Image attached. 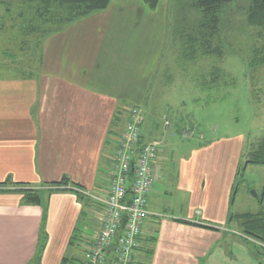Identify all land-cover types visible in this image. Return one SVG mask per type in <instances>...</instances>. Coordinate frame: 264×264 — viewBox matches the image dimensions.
Instances as JSON below:
<instances>
[{
    "label": "crops",
    "instance_id": "0c3cea01",
    "mask_svg": "<svg viewBox=\"0 0 264 264\" xmlns=\"http://www.w3.org/2000/svg\"><path fill=\"white\" fill-rule=\"evenodd\" d=\"M118 3L119 7L137 6L139 10L148 7L144 0L137 4L112 0L106 10L49 36L36 70L22 71L20 75L0 74V264H60L70 233L95 230L100 208L94 203L86 204L88 195L84 191L97 193L107 188L116 113L128 107L126 100H133V95L139 99L148 94L149 76L134 88L132 81L119 80L111 71L115 50L110 46L116 44L114 33L119 24L112 14ZM4 35L0 22V40ZM151 122L145 124L147 128L143 124L144 140L158 139L163 143L156 181L148 197L151 214L144 226V237H157L151 262L201 264L203 257H208L210 264L214 256L219 257L217 248L213 256V244L222 232L204 225L218 227L220 224L214 221H228L239 164L233 163L228 174L217 170L225 184L219 192V184H213L208 171V155L204 159L200 158L202 153L181 159L180 189L188 192L191 186L189 172L196 164L194 157L199 159L198 166L206 169L203 172L210 175L209 187L202 198L197 195L190 203L186 215H166L167 205L173 203L165 199L169 190L162 183L168 182L174 152L168 149L164 132L170 130L172 121L168 128L164 122L163 139L151 138ZM65 178L69 179L66 186L55 184ZM27 185L48 201L24 202L21 190ZM42 233H49L43 247L48 250L38 258ZM248 259V264H256Z\"/></svg>",
    "mask_w": 264,
    "mask_h": 264
},
{
    "label": "rangeland",
    "instance_id": "374dc122",
    "mask_svg": "<svg viewBox=\"0 0 264 264\" xmlns=\"http://www.w3.org/2000/svg\"><path fill=\"white\" fill-rule=\"evenodd\" d=\"M139 1L127 0L135 4ZM194 1L160 0L155 10L147 6L139 10L137 6L130 7L127 3L126 8L116 4L112 16L119 24L114 33L116 44L110 46L115 50L111 56L115 59L111 71L119 80L132 81L134 88L140 86L141 82L144 84L149 76L146 98L138 99L133 95V100H126L129 109L127 107L124 111L128 116L132 107H140L142 128H147L145 124L151 121L154 123L149 125L151 138L163 139L164 122L172 121L170 130L164 133L168 137V149H173L174 162L168 182L165 180L162 187L169 190L165 199L173 205H167L164 214L186 215L190 203L197 195L202 198L209 187L210 175L203 172L206 169L198 166V157L193 158L196 164L189 172L193 180L188 192L179 187V161L181 163V159H190L192 154L198 156L200 153L203 155L201 159L208 155L205 158L208 171L213 184H219V192L224 189V183H221L222 175L218 177L217 170H226L228 174V168L238 162V179L243 182L238 186L236 201L230 212H256L262 205L260 195L264 186V165L249 163L245 166V163L249 151L264 138V65L254 67L251 64L256 30L249 25L247 15L252 0H233L223 8L219 31V39L225 47L222 59L215 54L202 55L205 46L199 39L196 43L199 48L193 47L196 52L185 53V43L189 45L191 41L187 34L200 20V13L193 7ZM4 8L0 7V12H4ZM184 27L188 28L183 36L176 33ZM12 33L10 28H5L3 40H0V74L20 75L22 71L27 73L39 68L44 43L41 46L38 42H32L31 46L21 49L20 43L11 39L14 38ZM118 33H121V37ZM213 68H221L222 77L213 87H202V80L212 81ZM182 129L192 130V136L183 137ZM42 198L48 201L44 196ZM214 222L220 224L218 227L222 235L213 244V256L217 248L219 257L214 256L210 264H248L247 260L251 262L248 257L256 264L260 261L264 264V243L245 236L239 224L229 218L227 222ZM82 231L69 234L68 246L61 253V257L68 260L60 264H73L74 258L81 256L79 243L89 242L95 230L92 233H87L85 229ZM48 234L43 233V239ZM42 249L41 258L48 250ZM257 249L259 259L251 254ZM207 259L203 257L202 264H207Z\"/></svg>",
    "mask_w": 264,
    "mask_h": 264
},
{
    "label": "trees",
    "instance_id": "16d2710c",
    "mask_svg": "<svg viewBox=\"0 0 264 264\" xmlns=\"http://www.w3.org/2000/svg\"><path fill=\"white\" fill-rule=\"evenodd\" d=\"M232 1L233 0H195L193 2L194 9L200 13V20L199 23L195 25L196 27L194 26L192 29L190 28L192 32H188L187 34L190 35L191 41L189 42V45H187V42L185 43V53L189 54V52H194L198 49L199 46L196 43L201 40L205 46V52L204 54L201 52L202 55L210 56L215 54L220 58L224 56L225 47L223 42L219 39L222 18L221 14L223 8ZM144 2L150 9H156L160 0H144ZM111 3L112 0H0V7H5L4 14L0 15V22L3 29L10 28L12 30L14 38L11 39L15 40V43L19 42L21 49L31 46L32 42H38L42 46L44 41L52 34L65 29L75 21L96 12L106 10ZM247 16L249 25L256 30L254 41L252 43L251 64L254 67H259L264 65V0H252ZM6 20L11 22L7 23L5 22ZM187 28L188 27H184L181 30L179 29L176 33L183 36L182 34L186 33L184 30ZM212 40H215L216 42L213 43ZM187 47L189 49L188 52ZM40 61H42V58H40ZM221 71V68H213V71L211 72V74H213L212 81L205 82L202 80V84L200 83V85L204 88L213 87L214 83L222 77ZM124 114L125 111L121 109L116 113L114 119L115 130L112 131V134L115 137L118 136L119 131L125 124L126 117ZM141 141H144L142 135ZM249 163L264 165V138L249 151L245 166ZM239 172L240 169L238 168L230 197V208L236 201L239 189L238 186L243 182V180L238 179ZM68 182L69 179L65 178L55 184H64L63 186H66L65 184H68ZM21 191L23 193L24 202H42V195H40L38 190L34 187L27 185ZM260 199L262 205L259 211L229 212V220L236 221L244 231L245 236L264 243V186ZM86 200L87 205L93 203L96 204V202L89 196L86 197ZM176 220L199 225V223L191 222L189 220ZM204 227L219 230V227H216L215 225H204ZM46 240L47 238L43 239L42 236V241H44L43 243L40 241L42 247L45 246ZM156 241L157 237L153 235L140 237V244L136 248L137 254L136 262L134 264H152L151 261L154 256V244ZM79 245H81V243H79ZM42 247H38V258H41L40 251ZM139 252L142 256H139ZM258 252L259 249H257V251H251V254L259 259ZM74 259L75 260L72 261L73 264H86L84 256H79ZM66 260L68 259L64 257L63 261ZM259 264H263L262 261H260Z\"/></svg>",
    "mask_w": 264,
    "mask_h": 264
},
{
    "label": "built area",
    "instance_id": "2783aa9c",
    "mask_svg": "<svg viewBox=\"0 0 264 264\" xmlns=\"http://www.w3.org/2000/svg\"><path fill=\"white\" fill-rule=\"evenodd\" d=\"M141 112L140 107H132L118 136L112 138L107 188L97 193L84 191L100 208L94 234L89 242L81 243L86 264L136 262V248L144 236L146 218L151 214L148 197L163 150L158 139L141 141ZM166 126H170V121ZM192 134L190 129L182 132L185 138Z\"/></svg>",
    "mask_w": 264,
    "mask_h": 264
},
{
    "label": "water",
    "instance_id": "95a60500",
    "mask_svg": "<svg viewBox=\"0 0 264 264\" xmlns=\"http://www.w3.org/2000/svg\"><path fill=\"white\" fill-rule=\"evenodd\" d=\"M254 194H255V195H257V193H256V192H254ZM123 222L125 223V219H124V221H123Z\"/></svg>",
    "mask_w": 264,
    "mask_h": 264
}]
</instances>
